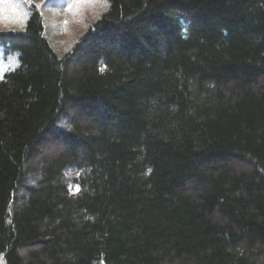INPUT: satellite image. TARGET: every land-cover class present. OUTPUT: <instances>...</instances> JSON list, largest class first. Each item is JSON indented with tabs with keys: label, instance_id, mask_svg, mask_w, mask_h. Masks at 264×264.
Listing matches in <instances>:
<instances>
[{
	"label": "trees",
	"instance_id": "obj_1",
	"mask_svg": "<svg viewBox=\"0 0 264 264\" xmlns=\"http://www.w3.org/2000/svg\"><path fill=\"white\" fill-rule=\"evenodd\" d=\"M104 1L0 31V264H264V0Z\"/></svg>",
	"mask_w": 264,
	"mask_h": 264
},
{
	"label": "rangeland",
	"instance_id": "obj_2",
	"mask_svg": "<svg viewBox=\"0 0 264 264\" xmlns=\"http://www.w3.org/2000/svg\"><path fill=\"white\" fill-rule=\"evenodd\" d=\"M0 0V31L23 29L27 7L40 9L45 37L58 54L68 52L105 10L104 0ZM22 27V28H21ZM18 66L17 58H4L0 50V79Z\"/></svg>",
	"mask_w": 264,
	"mask_h": 264
},
{
	"label": "snow or ice",
	"instance_id": "obj_3",
	"mask_svg": "<svg viewBox=\"0 0 264 264\" xmlns=\"http://www.w3.org/2000/svg\"><path fill=\"white\" fill-rule=\"evenodd\" d=\"M77 191H79V189H77Z\"/></svg>",
	"mask_w": 264,
	"mask_h": 264
}]
</instances>
